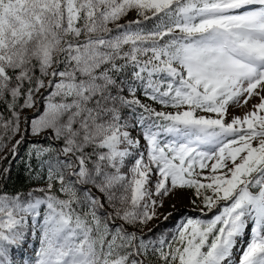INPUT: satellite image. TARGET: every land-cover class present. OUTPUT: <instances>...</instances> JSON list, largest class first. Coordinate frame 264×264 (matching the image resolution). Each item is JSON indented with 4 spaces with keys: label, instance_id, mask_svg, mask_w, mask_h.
<instances>
[{
    "label": "snow or ice",
    "instance_id": "obj_1",
    "mask_svg": "<svg viewBox=\"0 0 264 264\" xmlns=\"http://www.w3.org/2000/svg\"><path fill=\"white\" fill-rule=\"evenodd\" d=\"M0 164V264H264V0H0Z\"/></svg>",
    "mask_w": 264,
    "mask_h": 264
},
{
    "label": "trees",
    "instance_id": "obj_2",
    "mask_svg": "<svg viewBox=\"0 0 264 264\" xmlns=\"http://www.w3.org/2000/svg\"><path fill=\"white\" fill-rule=\"evenodd\" d=\"M8 164H0V167H7ZM10 184H15L17 187L21 186V185H26L27 184V176L26 173L24 171V166L19 163L18 161H13L11 163V180H10ZM200 213L198 212H193L191 210H187L183 212V216L187 217V216H199ZM160 224L161 227V231L166 230V229H170L172 228L175 224H176V220L173 221H166V222H160L158 223Z\"/></svg>",
    "mask_w": 264,
    "mask_h": 264
},
{
    "label": "rangeland",
    "instance_id": "obj_3",
    "mask_svg": "<svg viewBox=\"0 0 264 264\" xmlns=\"http://www.w3.org/2000/svg\"><path fill=\"white\" fill-rule=\"evenodd\" d=\"M190 199H191V193H189L188 191L178 192L175 196H173V198L170 201L166 203L165 208L162 211L165 214H167L168 212H173L174 216L173 218H170V220L171 221L176 220L177 221L176 223H178L180 222V220L185 218L182 214L184 211L191 210L194 212L193 208L190 206ZM172 203H175L178 208L182 209V211L180 213H175L174 210L171 208ZM176 215H178L177 218L175 217ZM162 221H164L163 217H161L159 221H155L154 223H160Z\"/></svg>",
    "mask_w": 264,
    "mask_h": 264
}]
</instances>
